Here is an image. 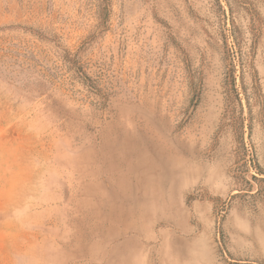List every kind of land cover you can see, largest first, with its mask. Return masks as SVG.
Returning a JSON list of instances; mask_svg holds the SVG:
<instances>
[{
  "label": "rangeland",
  "instance_id": "rangeland-1",
  "mask_svg": "<svg viewBox=\"0 0 264 264\" xmlns=\"http://www.w3.org/2000/svg\"><path fill=\"white\" fill-rule=\"evenodd\" d=\"M0 264H264V0H0Z\"/></svg>",
  "mask_w": 264,
  "mask_h": 264
}]
</instances>
